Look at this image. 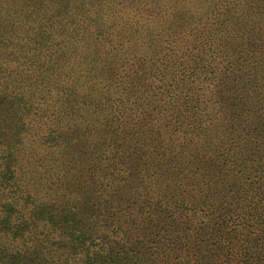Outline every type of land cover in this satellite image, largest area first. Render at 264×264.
Wrapping results in <instances>:
<instances>
[{
  "label": "trees",
  "instance_id": "trees-1",
  "mask_svg": "<svg viewBox=\"0 0 264 264\" xmlns=\"http://www.w3.org/2000/svg\"><path fill=\"white\" fill-rule=\"evenodd\" d=\"M0 264H264V0H0Z\"/></svg>",
  "mask_w": 264,
  "mask_h": 264
}]
</instances>
